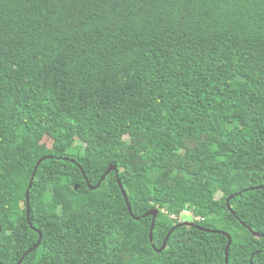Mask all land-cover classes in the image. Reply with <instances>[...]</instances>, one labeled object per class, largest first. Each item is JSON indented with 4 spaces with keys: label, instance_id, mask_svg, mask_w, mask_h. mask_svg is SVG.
Segmentation results:
<instances>
[{
    "label": "trees",
    "instance_id": "trees-1",
    "mask_svg": "<svg viewBox=\"0 0 264 264\" xmlns=\"http://www.w3.org/2000/svg\"><path fill=\"white\" fill-rule=\"evenodd\" d=\"M258 186L264 0H0V264H264Z\"/></svg>",
    "mask_w": 264,
    "mask_h": 264
},
{
    "label": "water",
    "instance_id": "water-1",
    "mask_svg": "<svg viewBox=\"0 0 264 264\" xmlns=\"http://www.w3.org/2000/svg\"><path fill=\"white\" fill-rule=\"evenodd\" d=\"M49 158H50V157H48V156L40 158V159L37 161L36 165L34 166V169H33V172H32L31 178H30V182H29L28 188H27V190H26V194H25L27 220H28L29 212H30V205H29V191H30V188L32 187L33 179H34V177H35V175H36V171H37L39 165L41 164V162H43L44 160L49 159ZM111 171H115V172L117 173V171H116V166H115V165H110V166H109V168L107 169V171L104 173V175L100 178L99 182H98L97 185H95V186H90L89 181L87 180V178H86V176L84 175V172H83V175H84V177H85L84 179H85V181H86V183H87V185H88V188H89L90 190H96V189H98L99 186H100V184H101V182L106 178V176H107ZM117 183H118V186H119V188H120V190H121V194H122V196H123V198H124V200H125V202H126L127 209H128V211H129V213L132 214L131 206H130V204H129V202H128V197H127V195H126L125 190L123 189V186H122L121 181H120L119 178H117ZM75 189H77V186L75 187ZM255 189L261 190V189H264V186H258V187H256V188H251V190H255ZM245 191H246V190H245ZM230 199H231V196L228 197V199L226 200V206H227V209H228L231 213H234V212L232 211V209L230 208V206L228 205V202H229ZM157 214H158V210H157L156 208H154V209L150 210L148 213H146V214L144 215V217H146V216H151V217H152V222H151L150 230H149V241H150L152 247H154L153 244H152V241H153V230H154L155 220H156ZM28 221H29V220H28ZM242 225L245 226V224H243V223H242ZM183 226H184V227H196V228H200L199 226H196V225H195L194 223H192V222H181V223H178V224L175 225V226L170 230V232L166 235V237H165V239H164V241H163V243H162L161 248L158 249V250H156V251H157V252H161V251H163V250L166 248L167 240H168L169 236L171 235V233H172L174 230H176L177 228H179V227H183ZM200 229H201L202 231H205V232H208V233H219V234H222L223 236H225V237L227 238V244H226L225 251H224V257H225V264H228V250H229V247H230V245H231V237H230V235H229L228 233H226V232H222V231L206 230V229H204V228H200ZM252 234H254V235L258 236V237H260V236L262 237V235H257V234L254 233L253 231H252ZM40 239H41V234L39 233V239H38L37 243H36L32 248L28 249V251L22 256V258L18 261L17 264H21L23 258H24L29 252L33 251V250H34V249L40 244ZM250 264H252V257L250 258Z\"/></svg>",
    "mask_w": 264,
    "mask_h": 264
},
{
    "label": "built area",
    "instance_id": "built-area-1",
    "mask_svg": "<svg viewBox=\"0 0 264 264\" xmlns=\"http://www.w3.org/2000/svg\"><path fill=\"white\" fill-rule=\"evenodd\" d=\"M161 211L164 212V213H167L166 211H164L162 209H161ZM191 212L189 210H183L178 215L170 214L169 216H170L171 219L180 222V221L183 220V216L184 215H192L191 222H194V221H196L197 217H195Z\"/></svg>",
    "mask_w": 264,
    "mask_h": 264
},
{
    "label": "rangeland",
    "instance_id": "rangeland-1",
    "mask_svg": "<svg viewBox=\"0 0 264 264\" xmlns=\"http://www.w3.org/2000/svg\"><path fill=\"white\" fill-rule=\"evenodd\" d=\"M44 144H46L47 146H50L51 145V140L45 139L44 140ZM184 210H189V209H184ZM189 211L191 212L192 210H189ZM191 213L193 214V212H191ZM191 218H192V215H184L183 216V220L180 221L179 223H181V222H191ZM199 220H201V218L200 217H197L196 221H199Z\"/></svg>",
    "mask_w": 264,
    "mask_h": 264
},
{
    "label": "flooded vegetation",
    "instance_id": "flooded-vegetation-1",
    "mask_svg": "<svg viewBox=\"0 0 264 264\" xmlns=\"http://www.w3.org/2000/svg\"><path fill=\"white\" fill-rule=\"evenodd\" d=\"M234 214V213H233ZM237 219V218H236ZM238 220V219H237ZM217 231V230H216ZM254 233H256V232H254ZM257 235H261V234H258V233H256ZM254 235V234H253ZM254 236H256V235H254ZM262 236H264V235H262ZM256 237H258V236H256ZM261 237V236H260ZM263 253H264V250L262 251ZM251 257H253V253H251Z\"/></svg>",
    "mask_w": 264,
    "mask_h": 264
},
{
    "label": "clouds",
    "instance_id": "clouds-1",
    "mask_svg": "<svg viewBox=\"0 0 264 264\" xmlns=\"http://www.w3.org/2000/svg\"><path fill=\"white\" fill-rule=\"evenodd\" d=\"M193 223V222H192Z\"/></svg>",
    "mask_w": 264,
    "mask_h": 264
}]
</instances>
